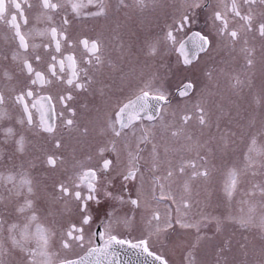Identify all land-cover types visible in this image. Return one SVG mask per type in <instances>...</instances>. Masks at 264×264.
Masks as SVG:
<instances>
[{"label":"snow or ice","instance_id":"6c2138e0","mask_svg":"<svg viewBox=\"0 0 264 264\" xmlns=\"http://www.w3.org/2000/svg\"><path fill=\"white\" fill-rule=\"evenodd\" d=\"M155 3L156 0H132V4H128L126 0H118L117 6L143 12ZM89 6L96 11H84ZM109 6L106 0H35V3L32 0H0V24L8 29L3 39L10 46L7 52L0 51V121L11 119L8 111V106H11L19 110L16 123L21 128L19 132L11 126L3 128L4 138L0 143L11 141L14 156L26 151L24 131L47 134L56 149L64 147L63 131L58 129L66 130L69 135L76 133L81 138L95 132L100 138L83 159L74 158L73 174L68 178L71 183H53V192L47 195L50 203L59 208L55 212L48 211L53 218L47 226L40 222L34 205L36 185L22 166L16 172L9 170L7 175L0 173V187L8 193L7 197L0 194V204L10 202L12 197H24L23 204L16 208V212L24 217L22 224L9 223L0 216V264H12L13 260H18L19 264H101V257L108 260L109 256L116 255L111 251L113 244H127L135 250L137 261L143 258L142 264H169L163 255L152 251L150 245L163 246L170 233L177 228L194 234V239L185 248L184 264H202L199 252L203 244L211 243L217 234L222 235L227 223L243 232L258 229L260 240L264 242V180H255L257 176L264 177V121L259 128L255 127L254 118L246 125L241 124L238 120L234 121L231 111L220 103L214 105V112L207 99L212 93L201 90V100L193 105L191 113L180 117L179 126L166 124L161 117L159 128L169 133L171 138L183 140L179 149L170 148L167 144L162 146L154 131L157 125L134 123L142 119L140 113L147 114L149 122L153 121L154 115L148 114L150 109H158L168 103L162 86L154 83L156 77L153 75L142 80L134 98L113 105L109 95L111 85L104 79L105 69L109 78L118 74L121 81L126 80L128 74L119 63L105 55L108 46L102 34L93 39H73L69 35L72 25L70 16L73 19L105 16ZM33 8L36 9L34 23L29 27L26 11ZM206 8L210 10L213 31L209 34L193 32L188 37L193 49L189 54L178 34L187 35L185 29L194 22L198 11ZM58 15L59 21L56 19ZM257 37L264 41V0H219L216 7L208 0H179L172 23L165 26L162 35L147 41L143 51L145 56L157 58L163 56L166 50H177L183 57V63L192 65L200 53H207L220 45L235 52L239 44L245 67L251 70L256 65V47L250 44V39ZM113 39H119L112 45L119 59L133 55L130 44L119 37ZM77 48L83 50L80 57L76 55ZM261 58L264 59V51ZM205 75L212 81V71H207ZM230 85L239 94L244 87H252V79L231 77ZM195 88L196 83L188 81L180 94L187 95ZM41 92L45 94L39 95ZM82 93L98 94L104 107L111 108L114 116L104 108H98L94 119L81 122L77 108L70 106V102ZM152 100L156 104H151ZM256 102H264V96ZM57 104L61 106L58 116ZM31 108L40 113L38 124L34 121ZM80 108L88 111V104H81ZM47 113L52 114L51 122L46 119ZM194 118L199 135L188 128ZM56 119H59V125ZM245 136L246 151L240 164L228 169L223 193L228 202L237 195L241 196L239 203L246 206V210L241 207L239 215L229 214L224 218L203 211L192 213L194 204L200 203L195 199L199 193L194 194V185L207 184L216 169L217 153L226 154L237 139ZM106 153L111 155L106 156ZM175 153L184 154L177 156ZM94 157H98L99 161L92 166ZM0 159H3L2 149ZM8 160L11 161L12 156ZM58 161L62 165L63 157L48 154L44 163L55 169ZM146 173L149 176L147 182ZM117 182L119 189L114 190ZM133 182L135 197L129 192V184ZM81 184L86 185L87 195L80 190ZM101 197L120 205H130L133 212L145 209L141 238L133 243L113 234L115 226L123 224L128 227L134 221V216L120 217L113 211L107 213L104 247L91 246V237L86 240L85 231V226H89L93 219L87 213V202L100 204ZM70 200L76 202L78 222H71L67 228L58 227L60 221L57 216L74 214ZM161 204L164 205L163 211ZM212 223L215 224V231L208 235L203 229ZM244 241L237 243L239 253L245 259L240 260L233 253L234 245L229 236L213 245L212 264H250L247 259L250 255L256 257L254 264H264V243L257 252L254 245L250 246L247 236ZM53 244H58L56 251L52 250ZM86 244L89 245L87 248ZM76 248L84 250V254L76 253L72 258L68 253H73ZM108 264H112L111 260Z\"/></svg>","mask_w":264,"mask_h":264},{"label":"flooded vegetation","instance_id":"af4514ba","mask_svg":"<svg viewBox=\"0 0 264 264\" xmlns=\"http://www.w3.org/2000/svg\"><path fill=\"white\" fill-rule=\"evenodd\" d=\"M35 3V0H32ZM110 5L105 16H81L72 19V25L69 29V35L73 39L89 38L93 39L101 36L108 46L105 52L106 56H110L113 60L119 63L122 70L128 74L126 80L121 81L118 74L109 78L107 69H105V82L111 85L109 95L111 97V104L115 105L121 101L127 102L128 98H134L137 94L138 86L141 85L142 80L155 76L154 83L162 86L164 92L168 96V103L161 105L158 109H150L148 114L154 115V120L149 122L147 114L140 113L141 120L134 121L136 124H149L157 125L154 129L156 132L158 142L163 146L167 144L170 148L179 149L183 144V140H176L170 137V134L164 132L159 128L161 117L163 122L169 125L179 126L180 117L186 113L193 111V105L201 100V90H207L212 93L207 97L210 101V106L215 112V104H222L226 110L231 111V115L235 120L241 124H247L248 120L255 119V127L259 128L261 121H264V102L258 104V98L264 96V59L261 58V52L264 51L261 41L258 37L255 40L250 39V44L256 47V65L253 69L248 70L245 67V61L239 52L240 45L236 46V51L233 52L222 45L214 47L207 53H200L199 58L193 61L192 65H185L183 57L177 50H166L161 57L149 58L144 55L145 44L157 36L163 34L165 26L172 23V18L176 14V5L179 0H156L155 5H150L146 10L141 12L134 8L118 7V0H106ZM128 4H132V0H126ZM213 7H216L219 0H208ZM84 11H96L95 8L89 6ZM36 9L26 11L29 18V27L34 23V15ZM210 10L204 9L198 11L194 22L191 23L184 33L178 34L184 42L191 36L193 32H201L202 34H209L213 31L212 21L209 19ZM59 21V15L56 17ZM26 30V29H25ZM8 32V29L0 24V51L7 52L9 45L4 42L3 36ZM113 37L122 38L126 44L132 46L133 55L125 57L124 59L118 58V53L112 50V45L118 43L119 39L114 40ZM179 45H177L178 49ZM186 49V46H185ZM82 48L76 49L77 57L82 54ZM207 71L213 72V79L209 81L205 73ZM227 74V75H225ZM239 76L241 79L251 77L252 87H244L239 94L231 88L230 78ZM193 81L196 83V88L190 90L187 95L182 96L180 91L185 83ZM45 93L41 92L39 95ZM36 97H34L35 99ZM88 104V111L80 108L81 104ZM151 104H156L155 100L150 101ZM70 106L76 107L78 111V119L81 122H87L94 119L96 110L104 108L114 116L111 108H105L101 102L98 94L82 93L79 94L74 102H70ZM34 116V121L38 124L40 121V113L35 108L30 109ZM61 106L56 105V114L58 116ZM8 111L11 119L0 121V141L4 138L3 128L13 127L17 132L21 131L20 126L16 123L19 116V110L8 106ZM239 112V115H237ZM68 115V113H65ZM51 113L46 114V119L51 122ZM127 119V117H125ZM55 122L59 125V119ZM226 123L222 121V125ZM188 128L196 135H199V130L196 128L195 118L189 122ZM63 131L64 147L56 149L53 142L44 133H35L31 131H24L27 145L24 154H16L13 156L14 144L10 141L8 144L0 143V149L3 150V159H0V173L7 175L11 170L16 172L22 170L33 179L36 185L37 197H33L34 205L38 209L40 222L48 225L52 220V216L48 215V211H57L58 205H52L48 198V193L53 192V183L61 181L71 183L69 177L73 174V163L75 159H83L86 153H89L95 148L96 143L100 139L95 132L87 138H81L76 133L68 134L66 130ZM255 130V129H253ZM215 132V128H213ZM18 138V137H17ZM247 137L237 139L235 145L230 147L226 154L217 153L215 164L216 169L207 184L197 183L194 185L195 199L199 200L198 205L193 206L192 213L203 211L211 216L220 218L227 217L229 214L236 216L240 214L242 206L239 201L241 196L237 195L231 202H228L223 193V187L227 179V171L230 167L239 165L242 159V154L246 151ZM150 147V146H149ZM163 151V148H161ZM48 154H55L62 156L64 163L61 165L57 162L55 169L47 166L44 163L45 157ZM147 153H145L146 155ZM184 153H175L180 155ZM110 156V153H106ZM12 156L9 161L8 157ZM99 161L98 157H94L91 162L95 166ZM34 165V166H33ZM146 182L149 181V176L145 174ZM257 182L264 180V177L257 176ZM134 184H129V192L135 197ZM148 184L146 183V187ZM247 187V185H245ZM119 189V182H117L116 189ZM80 190L84 195H87V187L84 184L80 185ZM0 194L7 197L8 193L0 187ZM101 203L97 204L96 201L87 202V213L92 216V221L89 226H85L86 240L91 237V246L98 247L105 244L107 234L105 231V224L108 221L107 213L115 212L120 217L134 216V221L131 226L125 227L123 224L114 227L113 234H118V237L125 240H130L133 243L141 238L143 220L142 213L145 209L141 208L130 211V205H120L116 201H107L102 197ZM24 197H12L11 201H6L5 204H0V216L4 217L9 223L11 222H24L23 215L16 212V208L23 204ZM75 201L70 200V206L74 209L73 213H66L56 218L60 221L58 227L67 228L71 222H78L79 214L75 213ZM155 207V203L152 204ZM161 210H164V205H160ZM260 209H257L259 213ZM208 235H212L215 231V224H209L207 228L203 229ZM95 234L94 236L92 234ZM6 235V233H5ZM232 237L233 253L240 260L245 259L240 255L237 242H245L244 237H248V242L255 246L258 252L262 243L259 236V231L256 228L250 231L243 232L235 225L227 223L223 234H217L215 239L211 242H205L199 252V259L202 264H212L213 260V245L221 242L225 237ZM194 239V234L187 233L185 230L177 228L175 232H171L168 239L165 240L163 246L158 244L150 245L152 251L157 254L163 255L168 260L169 264H184L183 257L185 255V248L187 243ZM89 245H85L87 248ZM58 244H53L52 250L56 251ZM84 254V250L76 248L73 253H68L69 256L75 258V254ZM250 264H254L256 257L250 255L247 258ZM12 264H19L18 260H13Z\"/></svg>","mask_w":264,"mask_h":264},{"label":"water","instance_id":"95a60500","mask_svg":"<svg viewBox=\"0 0 264 264\" xmlns=\"http://www.w3.org/2000/svg\"><path fill=\"white\" fill-rule=\"evenodd\" d=\"M185 46L186 51L191 54V52L193 51L192 43L188 38L185 41ZM104 245L105 244H103L102 246H98L97 248H103ZM111 251H114L116 253L114 257H108V260H111L112 264H142L143 258L141 257L140 261H137V257L134 255L135 250L131 249L127 244L123 246L113 244ZM108 260H105L103 257H101V264H108Z\"/></svg>","mask_w":264,"mask_h":264}]
</instances>
